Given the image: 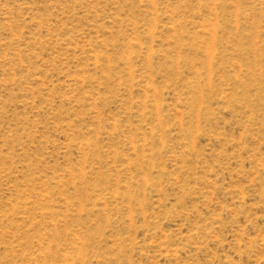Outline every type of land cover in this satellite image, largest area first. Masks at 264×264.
Returning a JSON list of instances; mask_svg holds the SVG:
<instances>
[{
  "label": "rangeland",
  "instance_id": "obj_1",
  "mask_svg": "<svg viewBox=\"0 0 264 264\" xmlns=\"http://www.w3.org/2000/svg\"><path fill=\"white\" fill-rule=\"evenodd\" d=\"M0 264H264V0H0Z\"/></svg>",
  "mask_w": 264,
  "mask_h": 264
}]
</instances>
